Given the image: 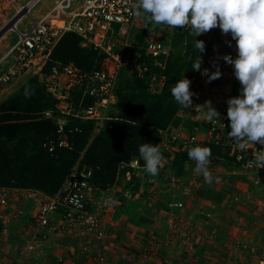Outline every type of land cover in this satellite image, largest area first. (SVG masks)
Returning <instances> with one entry per match:
<instances>
[{
	"label": "crops",
	"instance_id": "crops-1",
	"mask_svg": "<svg viewBox=\"0 0 264 264\" xmlns=\"http://www.w3.org/2000/svg\"><path fill=\"white\" fill-rule=\"evenodd\" d=\"M5 27L0 37L7 33ZM215 36L224 37L217 46L225 43L224 48L237 52L230 34L217 28ZM149 182L154 186L138 200L127 198L123 185H113L100 195L103 239L71 229L59 212L50 224L60 229L48 233L39 248L27 251L26 243L40 236L32 218L45 197L11 189L0 215L16 209L24 215L9 223L7 236L0 238V264H264V190L260 199L227 193L222 183H216L215 190L208 184L198 188L192 181L187 188L179 183L166 189L154 178ZM203 189L204 196H199ZM179 201L183 209L170 207Z\"/></svg>",
	"mask_w": 264,
	"mask_h": 264
},
{
	"label": "built area",
	"instance_id": "built-area-1",
	"mask_svg": "<svg viewBox=\"0 0 264 264\" xmlns=\"http://www.w3.org/2000/svg\"><path fill=\"white\" fill-rule=\"evenodd\" d=\"M73 1L60 0L51 10L52 13L42 20L34 22L28 32H18V41L10 50V67L0 75V83L5 84L14 76L28 72L37 59H43L46 65L53 49L67 33L79 37L83 47H91L104 52L112 59L117 69L126 65L124 58L130 48L129 38L140 18V16L131 15L130 12L135 0H82L79 10L68 11ZM63 16L69 18L62 20L61 25L53 23ZM48 17L51 19L49 22L46 20ZM145 41L144 56L153 61V66H160L158 60L166 57L170 48L158 41L153 30H148ZM113 43L117 44L119 49L114 54L110 52ZM43 66L42 68H44ZM42 68L40 69L42 81L47 92L59 102L57 108L62 115H70L68 107L65 106L66 100L73 90H78L82 98L79 102V111L73 116L81 120L100 123L107 120L108 107L116 101L115 76H110L103 69L83 72L71 63L55 64L47 73ZM61 78L66 81L61 83ZM86 100H91L92 104L85 105ZM215 100L216 96L211 102L220 114L219 120L213 119L205 124V118L199 114V106L191 105L187 110L191 112L190 120L195 123L192 129L194 132L179 124L177 127L163 131L159 144L166 149L175 145L185 152L190 148L203 146L205 141L200 138L204 135L207 144L227 147L228 155L234 159L236 165L246 170V173L250 175L256 177L259 175L264 182V168L260 169L256 165L249 164V159L253 158V153L261 146L258 143L249 144L246 148L241 149L233 143L228 136L230 128L228 127L227 109L223 105H219L220 103H214ZM61 105L65 107L62 108ZM178 116L180 117V113ZM65 125L66 120L63 118L56 121L54 135L43 145L49 153H53L57 148L71 149L69 140L71 131L66 130ZM126 166L136 175L146 170L136 158H133L128 164L122 165L121 168ZM92 176L91 170H81L75 165L58 193L51 198L45 197L42 200L38 213L33 217L40 236L34 237L32 241L26 243L25 251L39 248L41 241L46 240L48 233H54L60 229L50 224L52 216L59 212L62 220L71 229L76 228L98 240L105 237V222L102 217L103 205L96 194L100 190L93 186ZM169 181L170 185L168 186L170 187H174L177 182L174 178H169ZM116 183L118 182L116 181ZM162 187L168 188L167 186ZM124 188V195L131 199L133 196H131L130 190L127 186H123ZM8 196V189L0 188V205L6 204ZM169 205L180 210L184 208L182 201ZM10 219V216L0 215V238L7 236L9 226L7 222Z\"/></svg>",
	"mask_w": 264,
	"mask_h": 264
},
{
	"label": "rangeland",
	"instance_id": "rangeland-1",
	"mask_svg": "<svg viewBox=\"0 0 264 264\" xmlns=\"http://www.w3.org/2000/svg\"><path fill=\"white\" fill-rule=\"evenodd\" d=\"M32 1L33 0H0V30L5 27L16 16L17 13L27 8V6H29ZM59 1L60 0L35 1V3L30 5L27 10H25V14L17 21V23L13 27H11L7 31V33L0 37V75L6 72L7 69L10 67V50L13 45L18 41V32H28L34 22L40 21L45 16L51 14V10L56 6ZM81 5L82 0H74L71 3V6L68 11H77L80 9ZM60 18L61 19L57 20V22L54 21L53 23L61 24L62 20H66L69 17L63 16ZM141 18L143 20L139 19L138 26L133 29L129 38L130 48L127 50L128 56L126 55V57L124 58L126 65H123L119 69H117L112 61L110 63H107L106 61L105 66L109 71V75L112 77L115 76L116 80L122 70L127 71L129 75L134 74L139 78H142V76L147 73L146 67L148 65L146 59H144L145 56L143 54V48L145 36L148 30H153L156 35V38L169 47L171 45H175V40L177 39V37L181 36V31H183L184 29H180L179 27H177V29H173L166 25L152 24L143 14L141 15ZM46 20L49 22L51 19L50 17H48L46 18ZM214 32L216 34L215 29H213L212 33L214 34ZM212 33H205L197 37L205 43V52L202 53L201 69H209L210 73L214 72L216 70V67H214L213 65L215 64L219 67L222 75L220 78L208 83L206 82L208 79L206 76H202L200 72H195L194 77L191 79L190 85V90L196 94L192 98V106H203L206 101H211L213 97L216 96V100L214 101V103H220L219 105H223L227 109L226 100L230 97L237 96L239 94V90L237 88H234L235 81L237 79L233 74V67L227 62H225L222 57L224 55H231L233 58H235L237 52L224 48L223 45L225 43L221 44L220 46H217V42L224 40V37L222 36L221 38H216L215 34L213 35ZM118 51V45L113 43L110 47V52L114 54ZM44 62L45 61L43 59H37L35 60L34 65L28 72L14 76L13 79H11L5 84L0 83L1 141L5 137L23 136L27 134L29 136L31 133H33L35 139L37 140L40 133L44 131L53 132V126L55 121L54 116L52 114V118H47L43 115V113L37 114V112L33 111V109L30 108L20 109V105L17 100L10 102L9 105L6 104L10 97L20 94L19 92H22L26 88H29V85H31L32 88H29L28 90L30 93L34 91L36 86L40 87V89H43L44 92H47L41 78L40 70L42 66L45 65ZM149 63L151 65L153 64V61L151 60ZM64 81H66L64 78L60 79L61 83H64ZM161 81L162 82H159V80H157L156 82L150 81L151 83H148L149 94L153 95L159 92L158 87H160L161 84H165L162 79ZM238 86L241 88L240 83ZM60 87L63 86L60 85ZM74 97V94L73 97L70 96L66 100L65 104V106L68 107V110L70 111V115L76 114L79 111L78 108L76 109V107L74 109L76 98ZM79 97L80 102L82 97L80 95L78 96V98ZM164 105L167 104L165 103ZM65 106L61 105L60 107L63 108ZM134 110V105H131V102L129 101L124 102L119 107L110 105L107 110V121H104L103 123L93 121L94 128L93 131H90L88 134V137L90 138L87 142L85 149L88 148V153H90L91 155L93 154L94 156L97 155L100 150L107 151L108 153L109 149H111V147L107 144L108 131L113 130L115 124V126H118V128L123 126V128L119 129L118 133L120 134V136L124 137V143L128 141L129 145L132 146L131 148L134 153L131 154V156L135 157L139 161L140 165H144V161L140 159L139 147L143 143H150L153 145H158L160 147L165 159L170 161V168L167 166L166 162H164L163 166L159 170L158 175L156 176H151L147 173L146 170L141 172L139 175H136L135 173L131 172V170L127 166L123 169L118 168L117 175L115 178V182L117 181L118 183L114 185H118L119 187H121L122 185L127 186V188L130 190L131 196H133L137 200L145 198V193L148 192L147 189L154 186L155 183L149 182V180L152 178H154V180L156 179L157 181H159L160 186L169 187V178H174L177 181L175 183V186L179 185V183H182L183 188H187L188 183L192 181L195 182L193 185H198V188H206V185L208 184L211 185L213 189L217 190L216 182H213L211 184L206 183L202 175H198L194 172L195 161L190 160L184 165V159L180 158V153L188 154V150L183 152L175 145L169 147V149H166V147L159 144L162 140L163 131L177 127L179 124H182L183 126L188 128V130L193 131L192 129L195 123L190 120L191 112L189 110L181 106L180 110L177 112V115L171 119H169L167 115H162L160 117V122L157 123V126L144 123L142 124V122L136 123L134 119L130 118ZM179 113L180 117L178 116ZM199 114L201 117L203 116L205 118V124L208 123V120L206 119V113L203 109H200ZM82 122L83 124H86V122L91 121L82 120ZM123 130H125L127 134L123 133ZM200 139H203V141H205L203 146H208L204 135ZM37 142L38 141H36V143ZM88 153H86L85 160L83 163L89 166L90 164H92V162L87 159ZM91 155H89L88 158H90ZM124 159L125 158H123V160ZM91 160H93V158ZM171 160H173V162L181 161L182 168L178 167L179 169H181L179 173L180 175H182L181 178H178L176 176L174 177V175L169 172V170L173 171V168L175 167L174 165H172L173 162ZM125 164L128 163L123 162L120 165L122 166ZM217 171L218 172H215L213 170L212 174L214 173V177H220L219 183L223 184V188L228 191L227 193H233L237 195H240V193L245 195L249 194L251 198H253L254 195H257L260 196V199H263L264 185L263 179L259 175H257V177L255 175H250L246 173V170L241 169V167L232 169L230 171L228 169L218 168ZM103 192L105 191L100 190V192H96L97 198H101L102 196L100 195ZM17 198H19V196H17L16 199ZM104 201L107 205V199ZM23 215L24 212L19 209L8 213L6 216H10L11 219L7 222V224L9 225V223ZM170 223H172V221Z\"/></svg>",
	"mask_w": 264,
	"mask_h": 264
},
{
	"label": "trees",
	"instance_id": "trees-1",
	"mask_svg": "<svg viewBox=\"0 0 264 264\" xmlns=\"http://www.w3.org/2000/svg\"><path fill=\"white\" fill-rule=\"evenodd\" d=\"M184 29L181 31V36L175 40V45L169 46V54L158 60L160 66L150 65L149 62L151 60L144 57L148 66L146 67L147 73L142 78L134 74L129 75L124 70L117 77L114 91L116 101L112 106L119 107L126 101L131 102L135 110L130 118L134 119L136 123L142 122V124L157 126L162 115H167L171 119L180 110L181 105L171 96V89L183 76L190 81L194 77L193 62L197 57L194 42L195 39L200 40L191 34L190 26H186ZM212 31L213 29L209 30L207 34H211ZM145 46L146 41L144 40V48ZM200 55L202 56V53ZM106 61L110 63L112 59L102 51L91 47H83L79 37L67 33L63 35L53 49L43 71L47 73L55 64L64 65L73 63L83 72L97 69L109 72L105 66ZM161 79L165 84H161L158 87L159 92L153 95L149 94L148 83L150 81L156 82L157 80L162 82ZM238 85L239 82L236 80L234 88L239 90L240 87ZM29 88L32 89L31 85H29ZM29 88H24L25 90L23 89L24 91L19 92L20 94L10 97L6 104L9 105L10 102L17 100L20 109L30 108L37 112V114L43 113L47 118H52L53 115L55 121H53V132L44 131L40 133L37 140L33 133L29 136L28 134L10 136L3 138L2 141L0 140V188L8 189V191H11V189L32 190L41 193L46 198H51L58 193L72 168L77 165L81 170L92 171L91 182L95 188L103 191L110 189L115 184L117 169L121 168L120 164L123 162L129 163L135 158L131 156L134 153L131 148L132 146L129 145L128 141L124 143V137L118 133L119 129L123 128V126L118 128L114 124V129L108 131L107 144L111 147L108 153L107 151L100 150L98 154L95 153L97 155H91L88 153V148L85 149V147L90 138L88 134L90 131H93L94 122L91 121L83 124L81 119L73 116L75 114L69 116L62 115L57 108L59 102L53 95L44 92L43 89L37 86L30 93L28 91ZM73 94L76 97H74V109L76 107L79 110L78 103L80 97L78 98V96L80 92L73 90L69 94V97H73ZM165 103L167 105H164ZM84 104L91 105L92 101L86 100ZM61 118L66 120V130L71 131L69 134L71 149L57 148L53 153H49L43 145L54 135L56 121ZM123 133H126V131L123 130ZM36 141L38 142L36 143ZM207 147L212 152L210 169L219 168L230 171L239 168L234 163V159L229 157V149L227 147L211 144H208ZM86 153H88L87 159L92 162L89 166L83 163ZM180 154V158L184 159V165L190 161L188 154ZM89 155H91L90 158H88ZM92 158L93 160H91ZM123 158L125 159L123 160ZM171 161L173 162V160ZM164 162L170 168V161L165 159ZM172 165L175 167L173 171L169 170V172L174 177L181 178L182 175L179 174L181 169L178 168H182L181 161L173 162ZM141 166L144 165L141 164ZM204 191V189L201 190L198 195L204 196ZM207 193L209 195L208 191Z\"/></svg>",
	"mask_w": 264,
	"mask_h": 264
},
{
	"label": "clouds",
	"instance_id": "clouds-1",
	"mask_svg": "<svg viewBox=\"0 0 264 264\" xmlns=\"http://www.w3.org/2000/svg\"><path fill=\"white\" fill-rule=\"evenodd\" d=\"M131 15H145L152 24L180 29L191 27V34L199 37L211 29L219 28L224 35H231L236 42L237 55H224L222 59L233 67V74L241 85L239 94L226 100L229 138L239 148L258 143L261 148L249 159L250 165L264 168V0H135ZM231 47V41L228 42ZM197 57L193 71L208 79L221 77L218 66L214 72L201 69L205 43L195 39ZM191 81L182 77L171 89L174 100L187 109L196 94L190 90ZM206 113V119L219 120V112L206 101L198 107ZM197 108V109H198ZM140 159L148 174L156 176L165 157L158 145L143 143L139 147ZM211 149L196 146L188 150V157L195 161L194 172L202 175L206 183H219L220 177L210 170Z\"/></svg>",
	"mask_w": 264,
	"mask_h": 264
},
{
	"label": "bare ground",
	"instance_id": "bare-ground-1",
	"mask_svg": "<svg viewBox=\"0 0 264 264\" xmlns=\"http://www.w3.org/2000/svg\"><path fill=\"white\" fill-rule=\"evenodd\" d=\"M25 14V9L21 10L17 15L16 18H14L6 27L4 30H9L11 27H13L15 25V22L17 21V19H20L23 15Z\"/></svg>",
	"mask_w": 264,
	"mask_h": 264
},
{
	"label": "water",
	"instance_id": "water-1",
	"mask_svg": "<svg viewBox=\"0 0 264 264\" xmlns=\"http://www.w3.org/2000/svg\"><path fill=\"white\" fill-rule=\"evenodd\" d=\"M35 1H37V0H33L32 3H30V4H33ZM29 6H30V5H29Z\"/></svg>",
	"mask_w": 264,
	"mask_h": 264
}]
</instances>
